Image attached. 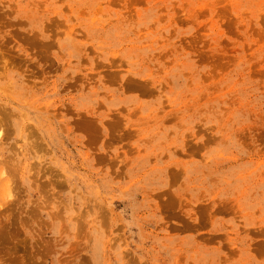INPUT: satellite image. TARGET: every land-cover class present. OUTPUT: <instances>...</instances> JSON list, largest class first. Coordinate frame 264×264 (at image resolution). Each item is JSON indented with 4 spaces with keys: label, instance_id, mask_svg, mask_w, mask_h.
I'll list each match as a JSON object with an SVG mask.
<instances>
[{
    "label": "rangeland",
    "instance_id": "374dc122",
    "mask_svg": "<svg viewBox=\"0 0 264 264\" xmlns=\"http://www.w3.org/2000/svg\"><path fill=\"white\" fill-rule=\"evenodd\" d=\"M1 169L0 264H264V0H0Z\"/></svg>",
    "mask_w": 264,
    "mask_h": 264
},
{
    "label": "bare ground",
    "instance_id": "6f19581e",
    "mask_svg": "<svg viewBox=\"0 0 264 264\" xmlns=\"http://www.w3.org/2000/svg\"><path fill=\"white\" fill-rule=\"evenodd\" d=\"M2 171H3V173H4V170L1 169V171H0L1 174H2ZM2 175H3V174H2ZM0 176H1V175H0ZM2 183H3V181H2ZM2 183H0V184H1L0 187H2ZM4 183H5V182H4ZM5 185H6V184H5ZM5 185H4V186H5Z\"/></svg>",
    "mask_w": 264,
    "mask_h": 264
}]
</instances>
